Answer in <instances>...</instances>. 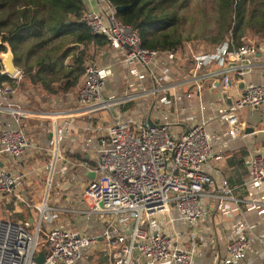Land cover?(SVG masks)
Instances as JSON below:
<instances>
[{
	"label": "built area",
	"instance_id": "built-area-1",
	"mask_svg": "<svg viewBox=\"0 0 264 264\" xmlns=\"http://www.w3.org/2000/svg\"><path fill=\"white\" fill-rule=\"evenodd\" d=\"M99 2L84 22L107 38L118 58L87 64L70 114L58 108L46 113L53 125L45 133L46 146L27 135L22 121L27 112L13 103L15 89L0 86V113L14 116L0 122V157L8 163L0 165V203L5 197L23 201L29 179L50 174L36 219L15 225L1 218L0 209V264H39L41 252L42 264H86L99 251L106 264H207L208 257L209 264H242L256 252V242L264 246V234L244 217L245 208L264 216V146L246 159L244 199L213 163L240 150L250 134L264 136V125L246 124L242 116L245 109L264 107V83L247 80L264 59V46L245 38L239 47L227 40L205 54L193 53L189 44L148 50L113 5ZM120 70L124 89L109 92L108 82ZM0 75L7 76L4 68ZM23 76L19 71L10 78ZM205 82L211 98L203 92ZM179 86L189 89L179 92ZM224 92L232 105H225ZM148 112L155 125L148 124ZM248 127L254 133L247 134ZM79 130L87 136L83 144L76 139ZM36 156L47 162L30 171L27 163ZM59 166L71 177L53 193ZM201 224L205 231L198 232ZM216 227L227 230L223 255L212 253L210 234Z\"/></svg>",
	"mask_w": 264,
	"mask_h": 264
},
{
	"label": "trees",
	"instance_id": "trees-1",
	"mask_svg": "<svg viewBox=\"0 0 264 264\" xmlns=\"http://www.w3.org/2000/svg\"><path fill=\"white\" fill-rule=\"evenodd\" d=\"M103 1L127 7L117 16L140 35L144 48L166 52L183 48L187 37L181 32L185 25L181 10L190 0ZM215 4L219 44L229 40L239 47L249 30L264 40V0H215ZM87 12L84 0H0V52L9 45L19 71L48 95L67 94L84 82L90 47H110L105 36L94 34L85 24ZM192 63L188 61V68ZM5 83L16 86L13 79L0 75V86ZM97 254L106 264L105 253Z\"/></svg>",
	"mask_w": 264,
	"mask_h": 264
},
{
	"label": "rangeland",
	"instance_id": "rangeland-1",
	"mask_svg": "<svg viewBox=\"0 0 264 264\" xmlns=\"http://www.w3.org/2000/svg\"><path fill=\"white\" fill-rule=\"evenodd\" d=\"M215 0H190L184 9L181 10V15L184 16L185 25L183 29H181L182 34L187 37L186 41L183 43L185 45H191L193 53L196 54H204L210 51H213L217 46L221 45L222 42L219 44L217 42L218 35H219V19L217 18V14L215 12ZM253 39L255 38L258 45L264 46V40L260 37V35L253 31L249 30L246 32V35L243 39ZM216 43V44H215ZM96 49L94 46H91L89 49V55L91 56L90 60L87 64H89L92 60L98 61L101 64L99 54H96ZM96 55L99 57L95 58ZM93 56V57H92ZM95 58V59H94ZM123 70L115 71L114 76H112L108 82V91H121L124 89V76ZM24 77V76H23ZM15 85H19L18 92L19 96L17 98V105H20L21 108L27 112L35 111L37 113H41L42 117H38L34 114L32 116L29 112L27 114H23L24 120L27 122V135L31 138L34 143H37L41 146H46L45 141V133L49 131L50 123L49 121L43 117L45 113L52 111L47 105V98L42 96L38 92V88L32 86V84L26 80L24 77L22 80H14ZM31 95V96H30ZM53 96L52 99H56L61 97ZM38 100L45 104L46 107H41L38 103L30 105H26V101L30 100ZM55 102V101H54ZM28 107H36L38 109L30 110ZM32 109V108H31ZM246 110V109H245ZM244 110V111H245ZM243 113V112H242ZM102 115V114H101ZM101 115L99 117H101ZM86 135L80 136V141L82 142L83 138H86ZM68 146V143L65 144V148ZM46 159H42L39 156H36L34 160H31L27 163V167L30 171L35 170L38 166L44 165L46 163ZM61 166L56 168L57 172V182L53 184L51 191L55 193L58 190V186H62L66 181L71 177L70 173L64 169L63 171L59 172ZM50 174L44 171L43 175L34 174L28 181L27 186L24 187L22 193L25 194L24 200H17L16 202H12L10 197H5V199L0 203V209L3 220L9 221L15 225L21 224L25 225L31 219H36L38 216L35 207L39 204L44 196V190L48 186V178ZM65 180V181H64ZM10 206L11 209L8 212L4 211L3 207ZM28 232L34 234V229L30 227L27 229ZM227 233V230L224 231ZM100 256L95 252L94 255H91L86 264H103L100 262Z\"/></svg>",
	"mask_w": 264,
	"mask_h": 264
},
{
	"label": "crops",
	"instance_id": "crops-1",
	"mask_svg": "<svg viewBox=\"0 0 264 264\" xmlns=\"http://www.w3.org/2000/svg\"><path fill=\"white\" fill-rule=\"evenodd\" d=\"M84 2L86 4L88 11L89 10L90 11H97L100 8L99 0H84ZM79 48H81V46ZM96 51H97L96 54L97 55L99 54V56L101 58L100 59L101 64H103V65H105L106 63H109L110 61L116 60L118 58L117 53L111 48V46L108 47L107 49H102V50L96 49ZM97 55L95 58L99 59V57ZM214 69H217V67ZM217 70H219V69H217ZM254 71L255 72H253L250 76L247 77V80L254 82V83H264V59L260 60L257 68ZM206 73L207 72H204L203 74H206ZM122 75L124 76V74H122ZM24 77H26V80L29 81L32 84V86L37 88L35 83H33L31 77H29L27 75H25ZM81 85H82V83H80L71 92L64 94V96H62L63 97L62 99H61V97L56 98V99H52L53 96L48 95L47 93H45L40 88H38V92L40 94H43L42 96L47 98V105L46 106H49V108L52 110L58 108L59 110L64 112V115H67V114H70V112H72L73 108L76 105V101H77V97H78L77 92H78V89L80 88ZM18 86L19 85H16L14 87L15 93L12 96L13 97V103H15V104L18 103L17 98L21 97V96H19V92H18L19 87ZM207 86H208V83L205 82L203 92H205L208 95V96L206 95L207 97L211 98L212 93L209 92L210 87L209 86L207 87ZM188 89L189 88L187 86H179L177 88V90L179 92H185V91H188ZM57 96H59V95H57ZM150 101H153L152 96L149 99V102ZM25 103H26V105H30V106H32V104H34V103H38L41 107H46V106H44L45 104H43L42 102H39L36 99L26 101ZM28 108L30 110L38 109L36 107H34V108L28 107ZM220 108H222V105H220L219 108H214V109L216 110V109H220ZM193 111L197 112V109H193ZM207 111L209 113H211L214 110L212 108H208ZM27 112H29L32 116H34V114L37 113L35 111L33 112V111H29V110H27ZM150 112H148L149 113L148 119L151 116ZM44 115H46V113ZM100 115L101 114H99V116ZM95 116H98V115H95ZM102 116H103V114L101 115V117ZM242 116H243V119H244L246 124L247 123L248 124H257L258 127H263V125H264V107L260 108V109H256V110L247 109V110L243 111ZM13 117L14 116H12V114L9 113L8 111L1 112L0 113V122L1 121H11V120L13 121ZM43 117H45L49 121L50 127L52 128L53 125H52V122L50 121L51 118L48 117L47 115L43 116ZM80 120L83 121L84 118H80ZM80 120H78V121H80ZM91 120H93L94 123H99L100 121L102 122L103 119L92 118ZM25 130H26V128H25ZM26 132H27V130H26ZM78 132L80 134L76 137V139H77L79 144H83L85 138H83L82 142L80 141V136L83 135L82 134L83 132L81 130H79ZM243 143H245V144H243L242 147L239 148L240 150H238L237 152H234V153H229V155H227L223 160L216 161L213 163L214 168L221 171L223 173V175L230 181L231 185L234 188H236L235 193H236L237 197H239L241 199L246 198L248 193H249V191H248L249 189L245 185V182L247 181V179L249 178V175H250V168L246 164V159L248 158V155L251 152H254L257 148L264 146V136L250 134V137H248ZM0 165L4 166L5 168L8 167V163L4 157H0ZM244 210H245L244 217H246L248 222L251 223L252 226H254L256 233L263 235L264 234V216H259L251 208H249V209L245 208ZM239 218H241L240 215L231 217L229 220L230 226L236 224L238 222ZM30 221H33V219H31ZM217 222H219V221L217 220ZM204 227H205V225L201 224L198 227L199 228L198 232L205 231ZM224 231L225 230H223L222 227H216V229L213 230L210 234L211 235L210 238L214 242L215 248L212 251V253H214V254L223 255L225 253V247H226L225 243L227 241L228 236ZM254 246H256V249H257L256 252L255 253L254 252L249 253L242 264H262L261 259L264 258V246H262L259 242H256L254 244ZM211 261H212V258L208 257L207 264H209Z\"/></svg>",
	"mask_w": 264,
	"mask_h": 264
},
{
	"label": "water",
	"instance_id": "water-1",
	"mask_svg": "<svg viewBox=\"0 0 264 264\" xmlns=\"http://www.w3.org/2000/svg\"><path fill=\"white\" fill-rule=\"evenodd\" d=\"M127 7H115V10L117 13H120L122 12L123 10H125ZM77 47H80V45H75ZM7 47V50L6 52H0V62L2 63L3 65V68H4V71H5V74L8 76V77H11V78H14V75H16L18 72H19V69L16 67V63H15V58H14V54L11 50V48L9 47V45H6ZM219 85V80H217V82L215 83V86H218ZM238 85V88L240 90L244 89V81H239L237 83ZM222 98L224 100V103L225 105H232V99L230 97H228V92H224L222 94ZM148 124L149 125H155V123L152 121L151 119V116L150 118L148 119ZM246 133L247 134H250V133H254V129L252 127H248V129H246ZM53 134L50 133L49 135V139L52 140L53 139ZM89 177L94 180L95 178V173H91L89 175ZM45 261V253L44 252H41L40 255L37 257V262L39 264H42L44 263ZM147 264V263H146Z\"/></svg>",
	"mask_w": 264,
	"mask_h": 264
}]
</instances>
